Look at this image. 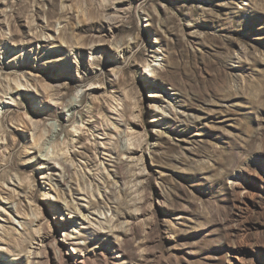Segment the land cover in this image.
I'll use <instances>...</instances> for the list:
<instances>
[{
	"label": "rangeland",
	"instance_id": "obj_1",
	"mask_svg": "<svg viewBox=\"0 0 264 264\" xmlns=\"http://www.w3.org/2000/svg\"><path fill=\"white\" fill-rule=\"evenodd\" d=\"M0 264H264V0H0Z\"/></svg>",
	"mask_w": 264,
	"mask_h": 264
},
{
	"label": "bare ground",
	"instance_id": "obj_2",
	"mask_svg": "<svg viewBox=\"0 0 264 264\" xmlns=\"http://www.w3.org/2000/svg\"><path fill=\"white\" fill-rule=\"evenodd\" d=\"M167 70H166V68H162V69H160L159 70V73L157 74V75H155L154 77L155 78H158L159 76H162V74H164L165 72H166ZM69 106L71 107V108H76V106H77V104L76 103H69ZM3 122H5L4 121V119H3ZM139 148H137V150H138ZM62 150H64L63 148H62ZM64 152H66V151H64ZM64 155L66 154V153H63ZM62 154V155H63ZM63 155V156H64ZM45 156H48V155H45ZM64 157H62L61 155H59V154H57V156H56V158L55 159H53V158H50V160H48V162H50L51 160H55L56 162H58L59 164H61L62 166H63V168H64V170L65 171H68V170H70V165H68L67 164V161H64V159H63ZM239 185V184H238Z\"/></svg>",
	"mask_w": 264,
	"mask_h": 264
}]
</instances>
